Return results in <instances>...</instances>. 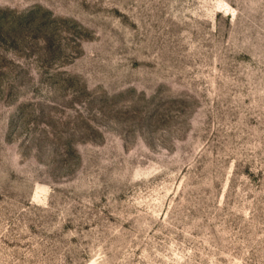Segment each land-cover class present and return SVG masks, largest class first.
<instances>
[{
  "label": "rangeland",
  "instance_id": "rangeland-1",
  "mask_svg": "<svg viewBox=\"0 0 264 264\" xmlns=\"http://www.w3.org/2000/svg\"><path fill=\"white\" fill-rule=\"evenodd\" d=\"M0 264H264V0H0Z\"/></svg>",
  "mask_w": 264,
  "mask_h": 264
}]
</instances>
